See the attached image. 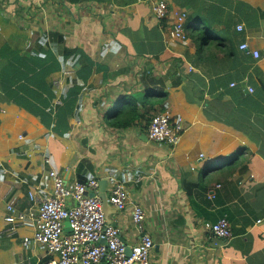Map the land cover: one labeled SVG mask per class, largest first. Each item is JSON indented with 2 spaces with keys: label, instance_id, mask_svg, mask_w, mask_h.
<instances>
[{
  "label": "crops",
  "instance_id": "crops-1",
  "mask_svg": "<svg viewBox=\"0 0 264 264\" xmlns=\"http://www.w3.org/2000/svg\"><path fill=\"white\" fill-rule=\"evenodd\" d=\"M153 1L0 0V264L50 260L24 244L32 224L9 234L5 221L7 200L26 208L28 190L51 193L50 167L67 184L122 182L130 202L106 219L130 248L141 234L132 203L143 207L150 264H264V0H165L162 19ZM177 10L187 13L185 40L170 35ZM205 27L212 39L198 53ZM130 94L149 111L109 127L107 113ZM158 111L185 119L175 144L148 140ZM221 217L225 239L205 226Z\"/></svg>",
  "mask_w": 264,
  "mask_h": 264
},
{
  "label": "built area",
  "instance_id": "built-area-1",
  "mask_svg": "<svg viewBox=\"0 0 264 264\" xmlns=\"http://www.w3.org/2000/svg\"><path fill=\"white\" fill-rule=\"evenodd\" d=\"M151 9L158 19L169 14L165 0L153 1ZM173 17L170 35L172 38L185 40L186 11H174ZM242 27V24L237 25L239 30ZM239 47L249 50L254 57L259 56V52L250 49L247 42L240 43ZM235 84L231 83L232 86ZM247 90L252 92L253 88L247 86ZM184 120L181 115L168 111L153 113L147 125L148 140L175 144L185 130ZM44 162L51 164V158L45 157ZM48 175L53 181V188L48 196L39 198L35 190L30 189L27 193L30 205L21 208L11 198L7 200L5 215L6 231L9 234H14L23 224H32L33 235L23 238V242L29 245L33 240L45 248L51 258L43 264H150L154 241L145 231V211L139 203H132L131 219L141 234L138 242L128 248L120 236L119 227L106 219L98 194L97 178H87L84 181L78 179L67 184L64 174L53 167L49 168ZM109 187L108 202L118 210L125 209L130 202L125 185L117 180L109 184ZM66 220L70 231L65 229ZM205 226L217 238L225 239L232 235L231 225L226 217H221L216 222H206Z\"/></svg>",
  "mask_w": 264,
  "mask_h": 264
},
{
  "label": "trees",
  "instance_id": "trees-1",
  "mask_svg": "<svg viewBox=\"0 0 264 264\" xmlns=\"http://www.w3.org/2000/svg\"><path fill=\"white\" fill-rule=\"evenodd\" d=\"M185 28L187 30V37L190 35V30H189V25L186 22L185 23ZM207 30V32H206ZM209 32H211L208 27H205V30L202 31V33L198 34L194 40H195V45H196V50L199 53V45H202L206 43L207 41L211 40L209 36ZM45 76V75H44ZM46 89V88H45ZM50 97L52 96V93L49 95ZM220 97V96H217ZM141 103L145 108L144 111L140 112L138 110V104ZM148 102L145 101L141 95H138V97L135 94H130L126 95L122 98H120L119 105L114 108V110L110 113H107V121L106 124L109 127L112 128H126L129 125H131L136 119L140 118L144 112H148L149 107L146 106ZM39 116L42 117L44 120L42 112L37 113ZM62 112H60V115ZM46 123V121H44ZM47 124V123H46ZM56 127V125H55ZM67 130V127H66ZM81 181H84L85 179H79Z\"/></svg>",
  "mask_w": 264,
  "mask_h": 264
},
{
  "label": "water",
  "instance_id": "water-1",
  "mask_svg": "<svg viewBox=\"0 0 264 264\" xmlns=\"http://www.w3.org/2000/svg\"><path fill=\"white\" fill-rule=\"evenodd\" d=\"M109 183H110V180L108 178H102L101 180H99L98 194L101 197L105 214H107L111 208V204L107 200V187L109 186ZM64 225L67 231L71 230L69 222L67 220L65 221Z\"/></svg>",
  "mask_w": 264,
  "mask_h": 264
},
{
  "label": "rangeland",
  "instance_id": "rangeland-1",
  "mask_svg": "<svg viewBox=\"0 0 264 264\" xmlns=\"http://www.w3.org/2000/svg\"><path fill=\"white\" fill-rule=\"evenodd\" d=\"M59 46H60V52H58L57 54H60V60H62V59H65V58H62V54L65 52L63 49H65V46H63V44L62 43H60L59 44ZM57 48V47H56ZM57 69V68H56ZM32 72L35 74V70H33L32 69ZM52 72H50V73H47L48 75H50ZM48 75H45L44 76V78H43V80L46 82V78L48 77ZM55 82L56 83H58V80H55ZM51 84H52V82H51ZM52 86V85H51Z\"/></svg>",
  "mask_w": 264,
  "mask_h": 264
}]
</instances>
